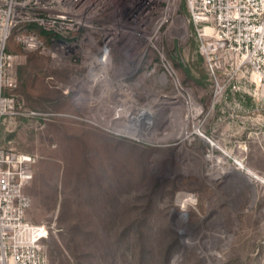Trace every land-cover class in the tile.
Listing matches in <instances>:
<instances>
[{"label":"rangeland","instance_id":"rangeland-1","mask_svg":"<svg viewBox=\"0 0 264 264\" xmlns=\"http://www.w3.org/2000/svg\"><path fill=\"white\" fill-rule=\"evenodd\" d=\"M190 45L167 54L181 103L150 107L114 106L70 62L26 53L2 143L37 157L27 220L54 227L51 264H264V87L216 98ZM230 167L242 175L214 179Z\"/></svg>","mask_w":264,"mask_h":264},{"label":"built area","instance_id":"built-area-1","mask_svg":"<svg viewBox=\"0 0 264 264\" xmlns=\"http://www.w3.org/2000/svg\"><path fill=\"white\" fill-rule=\"evenodd\" d=\"M191 43L216 98L264 87V0H0V264H50L46 242L54 227L27 220L25 188L37 157L2 143V128L16 115L7 92L17 86L26 53L70 62L74 79L82 76L114 106L158 93L160 105H178L184 87L167 54ZM168 89L178 95L161 93Z\"/></svg>","mask_w":264,"mask_h":264},{"label":"bare ground","instance_id":"bare-ground-1","mask_svg":"<svg viewBox=\"0 0 264 264\" xmlns=\"http://www.w3.org/2000/svg\"><path fill=\"white\" fill-rule=\"evenodd\" d=\"M124 98H130V96L128 95V96H125ZM159 102V101H158ZM121 105H130L127 101H125V102H123V104H121ZM145 112H146V110L145 109H143L142 110V115H143V117L145 116ZM159 118H160V115H159ZM155 118H151V119H149L150 121L148 122V125L150 126V125H154L155 124V122H157V120H154ZM161 119V118H160ZM131 120H134L133 118H131ZM171 124H172V122H171ZM201 136H203V135H201ZM184 138L185 139H187V136H185L184 135ZM223 162L221 161L219 164H222ZM221 167V166H220ZM214 174V173H213ZM232 174H235V175H239V174H241L242 175V173L241 172H239V171H236L235 169H233V168H223L222 169V171L220 172V173H217L216 175H214L213 177H214V179H216V181H219V180H222V179H225V178H228L230 175H232ZM244 176V179L246 180V181H248L250 184H252V179H250L248 176H246V175H243Z\"/></svg>","mask_w":264,"mask_h":264},{"label":"crops","instance_id":"crops-1","mask_svg":"<svg viewBox=\"0 0 264 264\" xmlns=\"http://www.w3.org/2000/svg\"><path fill=\"white\" fill-rule=\"evenodd\" d=\"M34 180V179H33ZM33 182V181H32ZM31 182V183H32ZM31 183L28 185V186H26V188H25V193L31 198V196L27 193V190H28V187L31 185ZM31 206H32V198H31ZM30 210H31V207H30V209H29V211H28V213H27V215L28 214H30ZM41 223V222H40ZM44 223V222H43ZM37 224V223H36ZM48 224V223H47ZM50 225V224H49ZM46 250H47V243H46ZM47 254H48V252H47ZM48 259H49V257H48ZM49 262H50V260H49ZM51 264V263H50Z\"/></svg>","mask_w":264,"mask_h":264}]
</instances>
